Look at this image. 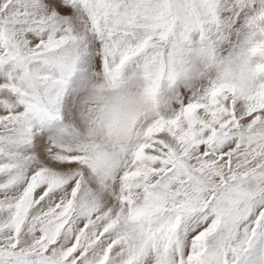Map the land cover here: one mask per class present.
<instances>
[{
	"label": "snow or ice",
	"instance_id": "obj_1",
	"mask_svg": "<svg viewBox=\"0 0 264 264\" xmlns=\"http://www.w3.org/2000/svg\"><path fill=\"white\" fill-rule=\"evenodd\" d=\"M0 264H264V0H0Z\"/></svg>",
	"mask_w": 264,
	"mask_h": 264
}]
</instances>
